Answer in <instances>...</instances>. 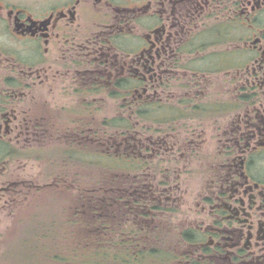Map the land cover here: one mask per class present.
<instances>
[{
    "label": "flooded vegetation",
    "instance_id": "1",
    "mask_svg": "<svg viewBox=\"0 0 264 264\" xmlns=\"http://www.w3.org/2000/svg\"><path fill=\"white\" fill-rule=\"evenodd\" d=\"M60 190L112 264H264V0H0V222Z\"/></svg>",
    "mask_w": 264,
    "mask_h": 264
},
{
    "label": "rangeland",
    "instance_id": "2",
    "mask_svg": "<svg viewBox=\"0 0 264 264\" xmlns=\"http://www.w3.org/2000/svg\"><path fill=\"white\" fill-rule=\"evenodd\" d=\"M77 192L79 191L76 190L75 193ZM69 193L70 191L60 190V200L55 203V214L52 211L54 206L48 205L47 201H43L39 196L29 200L30 204L22 207L19 215L5 217L0 222V264H53L56 261L52 258L54 256L52 252L42 248H28L32 240L31 230L38 229L35 220L28 219L30 213H34V216L39 214L38 219L46 223L45 230H53L54 222V229L58 232L60 243L59 253H55L58 257L56 264H112L116 262L111 257V252L102 243L95 245L88 242L86 244L84 238L77 237V234L74 236L78 226L71 219L89 214V212L85 211L84 206L74 204L72 201L78 200L76 198L72 200L74 196ZM40 229L42 230V227ZM12 232H14L13 235Z\"/></svg>",
    "mask_w": 264,
    "mask_h": 264
}]
</instances>
